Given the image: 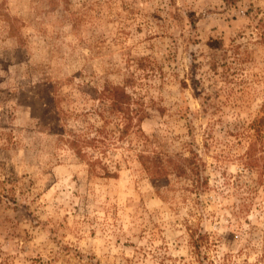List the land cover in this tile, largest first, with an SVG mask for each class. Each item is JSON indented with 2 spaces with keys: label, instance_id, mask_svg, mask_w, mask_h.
Instances as JSON below:
<instances>
[{
  "label": "rangeland",
  "instance_id": "1",
  "mask_svg": "<svg viewBox=\"0 0 264 264\" xmlns=\"http://www.w3.org/2000/svg\"><path fill=\"white\" fill-rule=\"evenodd\" d=\"M108 83L146 110L110 177L65 141ZM0 264H264V0H0Z\"/></svg>",
  "mask_w": 264,
  "mask_h": 264
},
{
  "label": "trees",
  "instance_id": "2",
  "mask_svg": "<svg viewBox=\"0 0 264 264\" xmlns=\"http://www.w3.org/2000/svg\"><path fill=\"white\" fill-rule=\"evenodd\" d=\"M90 89L91 97L99 101V106L91 114L94 119L99 118L98 120L102 123L91 127L90 132L83 130L85 125L70 128L65 141L78 157L87 161L91 170L100 169L104 176H115L121 168L120 159L115 158L118 147L123 146L122 144L129 140L145 147L143 144L145 143V133L142 128L146 113L145 103L139 96L129 91L124 84L108 83L101 90ZM115 115L118 119L114 123V127L110 128L108 126L109 119ZM92 125L95 124L92 123ZM256 129L258 132L260 131L258 128ZM255 146V142L252 143L243 158L244 164L248 167L254 168L257 164ZM191 152L192 156L183 158L178 173L182 176L188 172V176L192 178L194 189L200 193V187L207 183V178L203 174L205 165L197 151L193 149ZM136 155L144 165L152 163L159 166L162 163V153L159 151L142 149ZM195 244L198 243L195 242Z\"/></svg>",
  "mask_w": 264,
  "mask_h": 264
}]
</instances>
